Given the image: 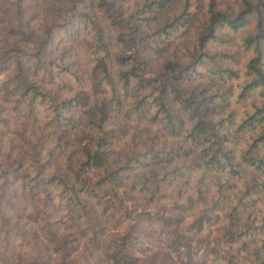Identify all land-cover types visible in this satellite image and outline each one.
Returning a JSON list of instances; mask_svg holds the SVG:
<instances>
[{
	"label": "trees",
	"instance_id": "trees-1",
	"mask_svg": "<svg viewBox=\"0 0 264 264\" xmlns=\"http://www.w3.org/2000/svg\"><path fill=\"white\" fill-rule=\"evenodd\" d=\"M19 1L12 4L13 25L11 1L2 8L0 0V30L15 36V52L22 55V60L11 56V48L0 55V77L6 74L0 80V99L11 103L14 110L23 106V117L32 122L37 119V109L45 111L44 126L52 128L54 147L68 150L69 157L63 176L46 175L43 173L54 153L48 151L45 161H40L35 149L39 146L31 145L28 151L33 176L19 172V161L0 170V234L4 248L10 246L9 238L17 242L19 249L28 247L31 253L27 264H86L88 254L75 252L80 239L91 252L101 253L89 264H152L141 263L133 253L136 248L145 255L149 248L144 244L164 249L179 264H240L235 255L252 242L246 238L240 241L241 237L248 238L253 226L249 216L241 218L237 205L222 215L226 223L209 247L200 242L192 244V238L181 232L170 213H184L187 207L177 202L175 193L171 195V207L159 209L169 215L144 212L132 216L123 202H133L135 195L147 191L159 198L156 194L160 190L195 170L218 173L226 180L244 179V193L264 190V0H208L207 9L200 5L193 11L187 9L190 0L182 1L180 9L178 0H143L141 10L146 16L136 22L145 25L155 19L154 29L145 30L137 41L130 37L129 43L136 44L135 48L125 49L127 41L117 38L122 50L113 55L103 38V33L110 30H102L90 14L81 12L91 0H65L67 5L64 0H55L53 8L45 10L54 19L38 28V36L28 32ZM201 8L204 11L197 18ZM78 18L83 27L90 26L98 53L91 59L93 66L86 70L91 88L101 95L94 100L79 92L65 97L64 90L69 88L60 73L67 67L56 64L47 53L53 27L64 26V34L71 35L70 23ZM249 24L253 31L243 35L241 46L252 56L244 66L236 103L255 92L261 101L232 126L231 115L218 118L221 108L216 102L225 101L223 91H208L212 80L224 83L239 77L236 69L221 66V61L235 59L226 53L208 54L205 48L211 42L228 43L222 32L235 34ZM134 28L136 34L138 27ZM23 45H32V51ZM157 58L160 63L155 65L151 59ZM112 61L118 67L113 71L109 66ZM73 77L82 85L80 76ZM202 77L208 78L204 86L191 85L192 79ZM122 97L128 104L120 115L124 119L110 122L120 113ZM9 119L0 118V127ZM129 123L155 127L152 132L144 128L147 143L142 150L130 148L115 153L118 134L124 133ZM161 136L171 140L168 148L165 143L155 147V140ZM237 145L241 148L236 149ZM148 161L164 164L146 172ZM246 173L250 180L245 179ZM240 205L251 207L248 203ZM62 207L66 214L54 217ZM213 207L223 209L216 202ZM203 218L206 222L216 220V216L201 215L193 219L189 231L194 225L199 228ZM259 228L264 232V223ZM110 230L114 232L109 234ZM236 243L238 247L230 254ZM259 247L261 253H247L250 260L246 264H264V240ZM8 259V255H0V264H14L15 260L22 264L20 254L11 253L12 262Z\"/></svg>",
	"mask_w": 264,
	"mask_h": 264
},
{
	"label": "rangeland",
	"instance_id": "rangeland-1",
	"mask_svg": "<svg viewBox=\"0 0 264 264\" xmlns=\"http://www.w3.org/2000/svg\"><path fill=\"white\" fill-rule=\"evenodd\" d=\"M2 1V8L9 6L8 2L11 1L10 19L14 25L15 21L12 17L15 13V5L12 4H14L15 0ZM182 1L184 0L177 1V7L179 9L182 5ZM64 3L66 4L67 1ZM207 3L208 0H190L189 7L187 9L193 11L196 6L200 5L207 9ZM53 5H55V0L19 1V6L23 9L21 18L26 22L29 33L32 32L33 35L38 36V28L50 24L49 22L54 19V16L48 12L46 13L45 10L47 8H53ZM142 5L143 0H91L90 5L81 10V12L90 14L92 19L98 22L102 30H110L103 33V38L105 43L108 45L110 53L113 55L114 53L122 50L117 38H122L127 41L125 49L128 47L135 48L136 44L129 43L130 37H133L134 40L137 41L144 34L145 30L151 31L154 29L155 19H150L145 25L141 24V22H136L139 21L140 18L146 16L144 11L141 10ZM235 8L238 9V6H235ZM203 11V8L198 11L199 16H197V18L201 17ZM167 20H170V14L167 17ZM73 21L75 22L70 23L71 35L64 34V26L53 27L54 31L52 38L48 43V57L51 60L54 59L53 61H55L56 64L62 63L65 67H67V71L60 73L61 79L66 82V85L69 88H65L64 90L65 93L63 95L65 97L73 96L76 92H79L82 94H87L90 99L94 100L96 98L95 96L101 97V95H98V92V94H96L91 88L86 71L87 68H91L93 66L91 59L94 58V55L98 56V53L95 51V42L93 41L92 37L93 33L90 31V26L83 27L84 24L79 18L74 19ZM134 26L138 27L136 34V29ZM249 31H253L251 24L241 28V30L235 34L225 30L221 34L226 37V39H228V43L211 42L205 48V52L208 54L226 53L231 54L235 59L234 61L223 60L221 61V66L236 69L238 71L239 77L237 79L226 80L224 83L212 80V86L208 91V93L213 92L215 89H218V92L223 91L225 101L216 102L221 108L218 118H225L228 115H231V120L233 122L232 126H235L241 119L245 118L246 115L252 113L253 106L258 105L261 101V96L258 92H255L250 94L243 102L236 103V96L240 90L239 85L243 83L242 73L244 71V66L248 59L252 56V52L244 51L241 46V38L246 32ZM15 44L16 38L14 35H8L0 30V55L3 53L7 54L11 48V56L14 55L16 58L22 60V55L15 52V49L17 48V45ZM23 46L25 50L32 51L30 49L32 48V45L29 47L27 45ZM151 61H153L155 65L160 63L159 58L151 59ZM109 66H111L112 71L118 68L114 61H112V64ZM5 75L6 74H3L0 77V80ZM75 75L81 77L82 85H78L75 82L73 77ZM207 80V77L192 79L191 85H199V87H202ZM127 107V99L122 97L120 113H116V116L110 120V122H121L124 118H121L120 115L123 116V112ZM17 109L18 110H14V107L11 103L7 104L2 99H0V118H10L8 123H5L0 127V170L7 168L9 165H16L15 163L19 161V164L21 165L19 167V172H26V174L33 176L34 171L30 167L31 156L29 153V148L31 145H36L39 146L38 149L36 147L35 149L40 153V161H45L48 151H52L54 153V155H51L50 162L43 174L47 175L50 173H55L63 176V174H65L64 164L65 160H67L69 157L67 155L69 151L66 150L65 152H62L54 147L55 138L52 133L53 131H51L52 128L44 126L46 119L44 116L46 112L42 111L41 109H37V119L35 122H32L23 117V106L20 105ZM74 118V122L77 123L78 114H75ZM129 124L130 125L126 128L124 133L118 134L119 138L114 147L115 153L131 150L130 148H135L139 151L142 150L143 146L147 143L145 140L146 133L144 128L147 127V129L152 132L155 127L154 125L147 123H142L140 127H136L134 123ZM78 127L81 128L82 126L78 124ZM67 132L70 134V129L67 130ZM150 135L151 133L149 136ZM155 141V147H162V145L165 143V147L168 148V145L171 143V140L169 141L163 136ZM178 142L182 143L183 141L178 140ZM240 146L241 145H237L236 149L241 148ZM74 160L75 156L73 155V158H70L69 162L74 164ZM147 164L148 167L144 169L146 172H148L149 168L154 166L159 168L164 163H153L148 161ZM166 167L169 169L171 165ZM130 174L131 173H129V175ZM246 175L248 176H246L245 179L250 180V174L246 173ZM186 176L187 177L183 178L182 180L179 179L174 181L166 189L160 190L156 194V196L159 198L151 197L147 191L145 193L135 195L133 202L124 201L123 203L128 208V210L131 211L132 216L142 214L144 212H148L150 214L158 212L156 213L157 215H169V213H166L163 210L159 211V209L161 207H171V195L175 193L177 196V202L187 207L184 213H180L177 210L170 213L174 219L177 220V224L180 226L181 232L192 238V244L195 242H200L202 244H208L209 247L213 245L214 240L218 236L219 230L226 223V220L222 217V215L226 213L230 207L237 205L241 210V218L245 219L247 216H249L253 226L248 238L241 237L242 239L240 241L245 240V238L246 240L252 239L253 244H251V242L243 247L241 252L235 255L236 260L240 264H246L248 260H250V256L247 255L248 252L257 250L259 253H261L259 246L260 242L264 240V232L260 231L259 227L262 223H264V190H255L253 192L251 191L244 193V179L233 178L226 180L223 175L218 173L195 170L192 173L186 174ZM258 178H260V176H258ZM105 198L107 200L110 199L109 196H106ZM116 198H114L113 201H115ZM213 202H216L217 206H223V209H220L219 207L214 208ZM243 203H248L251 207L244 209L243 206L240 205ZM206 213L212 218L216 216V220L206 222V220L203 218V221H201L202 225L199 228L194 225L192 230L189 231V229H191L189 225L193 219ZM62 214H66V210L63 207L61 210L55 212L54 217L57 218ZM74 228L76 230L78 229L76 226ZM64 230L70 232L69 230ZM107 231L108 229L105 227V232ZM112 232L114 231L110 230L109 234ZM8 235L11 236V232H9ZM2 236L3 234H0V255L4 257L8 255V260L10 261L11 253H14L15 256L16 254H20L22 264H27L26 262L29 259V254L31 253L29 248L23 247V249H19V246L16 245L17 242H11V238H9L10 246L8 248H4L5 245L1 240ZM79 242L80 243H78L75 252H83L84 255L88 254L89 256L86 257L84 263L89 264L92 260H95L101 256V253L91 252L90 249L86 247L85 243L83 244L84 240L80 239ZM11 243H13L12 249ZM73 244L75 245L77 242H74ZM144 245L149 248V251L143 256L141 254H144V251L141 253L140 250L133 248L134 255L140 257L141 263L151 262L152 264H179L176 262L175 257L169 255L164 249H158L156 247L149 246L148 244ZM236 247H238L237 243L229 250L230 254H234ZM41 254L42 253H39V256ZM243 256L245 257L242 258ZM41 258L44 259V257ZM14 264L20 263L15 260Z\"/></svg>",
	"mask_w": 264,
	"mask_h": 264
}]
</instances>
